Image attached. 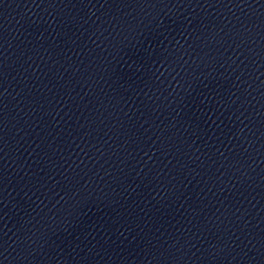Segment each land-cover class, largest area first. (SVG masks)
Segmentation results:
<instances>
[{
    "label": "water",
    "instance_id": "1",
    "mask_svg": "<svg viewBox=\"0 0 264 264\" xmlns=\"http://www.w3.org/2000/svg\"><path fill=\"white\" fill-rule=\"evenodd\" d=\"M0 264H264V0H0Z\"/></svg>",
    "mask_w": 264,
    "mask_h": 264
}]
</instances>
